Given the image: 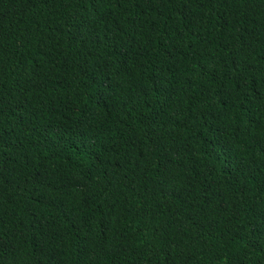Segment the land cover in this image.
Wrapping results in <instances>:
<instances>
[{
	"label": "trees",
	"instance_id": "1",
	"mask_svg": "<svg viewBox=\"0 0 264 264\" xmlns=\"http://www.w3.org/2000/svg\"><path fill=\"white\" fill-rule=\"evenodd\" d=\"M0 264H264V0H0Z\"/></svg>",
	"mask_w": 264,
	"mask_h": 264
}]
</instances>
